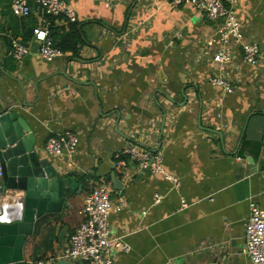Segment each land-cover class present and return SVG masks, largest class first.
Segmentation results:
<instances>
[{"label":"crops","instance_id":"1","mask_svg":"<svg viewBox=\"0 0 264 264\" xmlns=\"http://www.w3.org/2000/svg\"><path fill=\"white\" fill-rule=\"evenodd\" d=\"M65 1L84 42L77 56L67 51L47 62L33 37H22L32 24L15 33L10 0H0V111L20 115L35 149L83 185L66 192L60 213L36 221L26 260L62 253L98 181L110 186L114 203L126 201L109 217L112 235L128 247L114 250L117 264H255L244 248L252 205L264 209V57L246 63L239 44L230 46V61H215L219 22L193 4ZM236 15L243 42L264 52V0H238ZM34 21L57 35L70 23ZM13 39L30 48L18 62ZM214 76L233 91L210 83ZM66 131L79 137L76 152L49 155L48 137ZM132 144L160 152L179 186L161 173L139 175L125 152ZM2 192L8 207L21 204V192Z\"/></svg>","mask_w":264,"mask_h":264},{"label":"built area","instance_id":"2","mask_svg":"<svg viewBox=\"0 0 264 264\" xmlns=\"http://www.w3.org/2000/svg\"><path fill=\"white\" fill-rule=\"evenodd\" d=\"M238 0H171L174 7L183 4H193L201 17L218 21V34L220 47L215 51L214 59L220 63L231 60L230 46H243V60L251 65H257L264 57L261 47L253 42L245 44L242 39L241 26L236 15ZM10 8L14 15L20 18L30 16L48 17L59 16L69 21H76V12L65 0H10ZM34 41L39 45V54L47 62H54L63 52L56 46L48 27L37 26L33 33ZM27 44L12 41V56L18 62L29 54ZM210 83L221 86L227 91H233V86L220 77H211ZM79 137L70 131L50 135L45 143V150L49 155H69L76 152L79 145ZM125 152L138 161L140 169L150 168L152 173L164 174L173 180L176 187L179 180L169 176L163 167V159L160 152L145 150L138 145H129ZM150 160L153 162L150 163ZM3 169L0 164V207H6L10 217L20 216L21 204L8 207L3 202ZM112 189L106 182L92 181L83 213L85 221L77 228L69 238L68 245L58 257L29 259L25 264H52L56 259L84 260L87 264H117L113 258L114 250H128L121 239L114 237L110 230L109 217L117 210L126 206L124 198H119L114 203L111 198ZM21 195V194H20ZM22 198V196H21ZM161 196L156 197V202ZM183 205L189 204L183 200ZM244 252L255 264H264V209L254 204L251 214L245 225Z\"/></svg>","mask_w":264,"mask_h":264},{"label":"water","instance_id":"3","mask_svg":"<svg viewBox=\"0 0 264 264\" xmlns=\"http://www.w3.org/2000/svg\"><path fill=\"white\" fill-rule=\"evenodd\" d=\"M38 48L36 44L34 50ZM34 143L35 134L20 115L0 111V164L4 187L19 191L22 196L19 217H10L7 208L0 207V264H25L24 248L35 232L36 221L48 213H60L66 203L67 191L74 194L83 189V185L72 176L62 175L46 156L35 149ZM151 173L148 167L139 175ZM113 183L116 184V180ZM52 264L87 262L56 259Z\"/></svg>","mask_w":264,"mask_h":264},{"label":"trees","instance_id":"4","mask_svg":"<svg viewBox=\"0 0 264 264\" xmlns=\"http://www.w3.org/2000/svg\"><path fill=\"white\" fill-rule=\"evenodd\" d=\"M63 17L62 15L59 16H48L51 21ZM12 29L16 33V27L22 26H30L29 29L23 33V39H30L33 37L34 28L37 26V23L34 21V15L30 16L29 18H20L12 13ZM79 22L70 21L69 29H67L63 34L57 35L55 30H51V36L53 37L56 46L60 48L63 52L70 51L71 57H75L78 55L81 45L83 44L84 40L82 38V31L79 27Z\"/></svg>","mask_w":264,"mask_h":264}]
</instances>
